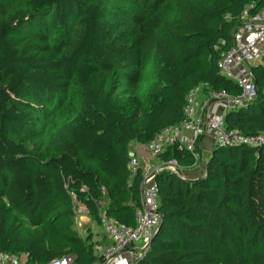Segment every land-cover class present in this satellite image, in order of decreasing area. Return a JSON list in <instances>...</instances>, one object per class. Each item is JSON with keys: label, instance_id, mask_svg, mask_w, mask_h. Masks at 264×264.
I'll list each match as a JSON object with an SVG mask.
<instances>
[{"label": "trees", "instance_id": "obj_1", "mask_svg": "<svg viewBox=\"0 0 264 264\" xmlns=\"http://www.w3.org/2000/svg\"><path fill=\"white\" fill-rule=\"evenodd\" d=\"M263 6L0 0V251L27 254V263L64 254L75 255L73 264L97 262L99 241L74 228L73 198L93 221L100 223L102 201L108 217L134 225L144 173L139 166L131 176L130 146L179 124L197 85L238 94L217 62L243 11ZM252 73L255 98L225 114L226 128L246 135L264 133V64ZM72 88L76 119L61 122L46 147L29 148L23 131ZM171 160L194 165L190 152L172 146L156 158ZM205 167L199 181L157 174L160 222L134 264H264V145L215 147Z\"/></svg>", "mask_w": 264, "mask_h": 264}, {"label": "built area", "instance_id": "obj_2", "mask_svg": "<svg viewBox=\"0 0 264 264\" xmlns=\"http://www.w3.org/2000/svg\"><path fill=\"white\" fill-rule=\"evenodd\" d=\"M231 40L232 45L221 55L217 68L220 75L239 87L238 94L230 95L225 90L214 91L201 84L192 88L186 97L183 120L177 125L163 128L143 145L152 158L156 159L167 147L172 146L191 153L193 168L201 162L206 147L212 151L215 147L264 145V133L246 135L240 129H227L225 125L228 111L247 106L256 96L252 67L264 64V6L253 14L243 11L241 22ZM128 156V168L133 176L141 166L140 158L133 148L129 149ZM205 165H202L201 176L195 179L206 174ZM185 169L174 160L161 161L157 162L152 172L144 174L141 205L135 210L132 226L108 217L103 210L104 202H99V219L105 229L106 240L96 243L95 252L99 260L93 264H134L143 255L160 222L156 176L165 170L184 179ZM73 204L74 223L80 225L79 217L88 215L87 208L74 198ZM27 260V254L14 255L0 251V264H36L27 263ZM74 260L75 255L64 254L43 264H73Z\"/></svg>", "mask_w": 264, "mask_h": 264}, {"label": "rangeland", "instance_id": "obj_3", "mask_svg": "<svg viewBox=\"0 0 264 264\" xmlns=\"http://www.w3.org/2000/svg\"><path fill=\"white\" fill-rule=\"evenodd\" d=\"M78 113H79V96L77 93V88H72L71 91L66 96H64L61 105L50 107L48 109V113L46 114L44 121L39 122L35 128H29L28 130L26 129L23 131L24 142H26L28 147L31 149H35V147H38L42 143H44L45 144L44 147H46L49 139L51 138V135L56 131L58 125L61 122H64L65 120L67 121L70 119H76ZM46 119L49 120L46 121ZM38 138H40V141H44V142H39V141L36 142L35 139ZM130 147L131 149L132 147H142L141 154L139 152L137 153L135 150L134 151L137 153V155L139 154L138 156L140 158V165H144L143 166L144 174L152 172L156 168L157 166L156 159L151 157L150 153L147 151V149L144 146L131 145ZM45 151L48 152V150ZM210 152H211V148L206 147L203 150V157L200 160L201 162L199 163V165H196L193 168L185 169V171L183 172L184 176L187 178L190 177L189 174L197 177L201 176L199 174L201 173L202 165L204 163L205 164L207 163L210 157ZM88 225L90 226L89 229L95 233L97 239L99 237H102L101 236L102 234L105 235V229L100 223L92 220ZM81 226L84 225H82V223L80 225L75 224L74 228L78 231V233L81 236H84L86 235V231H84L83 228H81ZM80 229L83 231H81Z\"/></svg>", "mask_w": 264, "mask_h": 264}, {"label": "crops", "instance_id": "obj_4", "mask_svg": "<svg viewBox=\"0 0 264 264\" xmlns=\"http://www.w3.org/2000/svg\"><path fill=\"white\" fill-rule=\"evenodd\" d=\"M132 145H134V146H137V145H141V144H138V143H133ZM141 146H143V145H141ZM133 148V150H135L137 153L139 152L140 154L142 153L141 151H142V147H132ZM139 155V154H138ZM154 160V159H153ZM143 166L144 165H141V168L142 169H144L143 168ZM195 169V168H194ZM189 176L190 177H185L184 179H187V180H189V179H195L197 176H193V175H190L189 174ZM90 221H92V219L88 216V215H81L80 217H79V223L81 224L82 223V225H84V226H81V228H83V230L84 231H86V234H87V230L90 228V226L88 225L89 223H90ZM87 225V226H86ZM85 228V229H84ZM81 230V229H80ZM83 230H81V231H83ZM90 232L93 234V240L95 241V242H97V241H99L100 239H102V238H104V235L102 234L101 236L102 237H99L98 239H97V237H96V235H95V233L92 231V230H90Z\"/></svg>", "mask_w": 264, "mask_h": 264}, {"label": "water", "instance_id": "obj_5", "mask_svg": "<svg viewBox=\"0 0 264 264\" xmlns=\"http://www.w3.org/2000/svg\"><path fill=\"white\" fill-rule=\"evenodd\" d=\"M200 178H197V179H189V181H199Z\"/></svg>", "mask_w": 264, "mask_h": 264}]
</instances>
